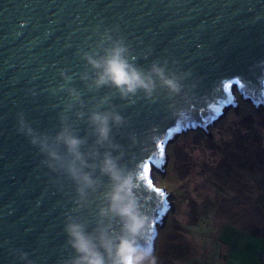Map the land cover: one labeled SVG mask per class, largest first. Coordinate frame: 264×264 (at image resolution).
<instances>
[{"label": "water", "instance_id": "95a60500", "mask_svg": "<svg viewBox=\"0 0 264 264\" xmlns=\"http://www.w3.org/2000/svg\"><path fill=\"white\" fill-rule=\"evenodd\" d=\"M114 26L144 67L166 58L191 73L178 95L158 88L151 101L113 100L128 120L118 142L127 145V132L137 134L124 162L141 173L149 167L152 188L143 180L138 196L151 219L153 249L170 208L152 175L166 167L167 144L213 124L237 102L235 87L264 106V0H0V264H23L17 249L33 264H60L67 255L62 228L71 185L61 190L38 165L36 149L16 130V114L40 130L54 129L59 108L49 89L62 82L58 70L78 72V47L94 28ZM95 203L84 215L91 218Z\"/></svg>", "mask_w": 264, "mask_h": 264}, {"label": "clouds", "instance_id": "9594fccd", "mask_svg": "<svg viewBox=\"0 0 264 264\" xmlns=\"http://www.w3.org/2000/svg\"><path fill=\"white\" fill-rule=\"evenodd\" d=\"M76 56L80 70L59 69L62 82L49 89L58 101L53 107L59 108L54 129L40 130L22 111L16 114V130L36 149L38 165L61 190L65 182L72 188V207L62 228L67 255L60 264H157L149 239L151 219L138 196L142 174L124 162L137 134L127 132V145L118 142L128 120L113 100L132 104L142 96L151 101L158 88L178 95L191 73L166 58L144 67L118 26L94 28ZM94 200L89 218L84 210ZM14 254L23 264H33L22 250Z\"/></svg>", "mask_w": 264, "mask_h": 264}, {"label": "rangeland", "instance_id": "374dc122", "mask_svg": "<svg viewBox=\"0 0 264 264\" xmlns=\"http://www.w3.org/2000/svg\"><path fill=\"white\" fill-rule=\"evenodd\" d=\"M233 91L234 105L205 133H179L166 146L165 169L152 170L170 204L157 264H262L264 230L249 219H264V106Z\"/></svg>", "mask_w": 264, "mask_h": 264}, {"label": "snow or ice", "instance_id": "6c2138e0", "mask_svg": "<svg viewBox=\"0 0 264 264\" xmlns=\"http://www.w3.org/2000/svg\"><path fill=\"white\" fill-rule=\"evenodd\" d=\"M159 155L160 157H163V144L160 145V151H159ZM148 172H149V167H148V164L145 163L143 164V171H142V178L143 180H145L147 182V186L149 188H152V181L150 179H148ZM157 192H159V189H156ZM161 195H163L161 193Z\"/></svg>", "mask_w": 264, "mask_h": 264}, {"label": "crops", "instance_id": "0c3cea01", "mask_svg": "<svg viewBox=\"0 0 264 264\" xmlns=\"http://www.w3.org/2000/svg\"><path fill=\"white\" fill-rule=\"evenodd\" d=\"M254 223L255 222H252V220L249 219V224H252L250 226H254L255 227V230H258V229L264 230V228L262 227V225L264 224V219H260V221L258 223H256V224H254ZM250 226H248V227L245 226L244 228L245 229H249L250 231H252L253 228H250ZM261 250H264V241H263V245L261 246ZM262 264H264V263H262Z\"/></svg>", "mask_w": 264, "mask_h": 264}, {"label": "trees", "instance_id": "16d2710c", "mask_svg": "<svg viewBox=\"0 0 264 264\" xmlns=\"http://www.w3.org/2000/svg\"><path fill=\"white\" fill-rule=\"evenodd\" d=\"M240 95V94H239ZM241 96V95H240ZM239 99V98H238ZM262 110V108L260 109ZM200 128V127H199ZM190 130V128L188 129ZM198 130V129H197ZM202 133H205V130H203V128L200 129ZM264 250H261L260 253H259V260L261 261V263H264V258L262 257V254H263Z\"/></svg>", "mask_w": 264, "mask_h": 264}, {"label": "built area", "instance_id": "2783aa9c", "mask_svg": "<svg viewBox=\"0 0 264 264\" xmlns=\"http://www.w3.org/2000/svg\"><path fill=\"white\" fill-rule=\"evenodd\" d=\"M262 257L264 258V252H263V254H262Z\"/></svg>", "mask_w": 264, "mask_h": 264}, {"label": "bare ground", "instance_id": "6f19581e", "mask_svg": "<svg viewBox=\"0 0 264 264\" xmlns=\"http://www.w3.org/2000/svg\"><path fill=\"white\" fill-rule=\"evenodd\" d=\"M170 209V208H169Z\"/></svg>", "mask_w": 264, "mask_h": 264}]
</instances>
